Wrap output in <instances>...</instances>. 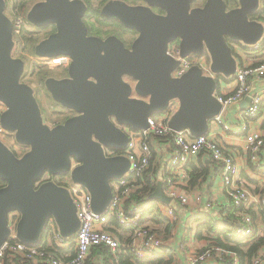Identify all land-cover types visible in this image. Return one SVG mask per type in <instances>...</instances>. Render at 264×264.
<instances>
[{"label":"water","instance_id":"obj_1","mask_svg":"<svg viewBox=\"0 0 264 264\" xmlns=\"http://www.w3.org/2000/svg\"><path fill=\"white\" fill-rule=\"evenodd\" d=\"M191 1L166 3L162 6L166 17H157L150 9L142 12L156 27L158 39L151 43L145 39H152L150 34L142 32L145 37L132 52L115 39L88 37L82 21L85 5L68 0L65 5L58 0L36 3L27 21L38 29L52 24L58 28L35 47L36 56L72 59L68 78L50 77L45 88L55 103L76 115L49 127L34 89L22 81L26 63L15 57L14 22L6 14L5 0H0V102L8 108L1 121L27 148L19 157L0 139V180L5 183L0 188V248L10 236L11 212L21 215L17 240L27 246H40L49 221L64 239L76 237L81 228L77 205L66 187L54 181L39 184L45 174H70L91 195L92 210L104 214L113 200L112 182L131 167L124 155L129 145L125 128L148 130L150 118L166 113L171 102L179 105L167 123L171 130L193 137L208 135L211 122L223 110L216 97L217 77L230 80L238 71L231 44L254 46L262 40L263 22L251 16L258 14L264 0H239L240 6L231 10L222 0H209L204 8L191 10ZM121 20L130 29L141 28ZM178 39L182 58L209 55L214 76L195 65L182 77H173L180 61L169 56L168 49ZM246 100L247 106L251 97ZM106 150L115 155L108 156ZM163 184L158 183L150 200L170 205Z\"/></svg>","mask_w":264,"mask_h":264},{"label":"built area","instance_id":"obj_2","mask_svg":"<svg viewBox=\"0 0 264 264\" xmlns=\"http://www.w3.org/2000/svg\"><path fill=\"white\" fill-rule=\"evenodd\" d=\"M25 23L24 17L16 19L14 33L19 35ZM238 47L244 50L242 47ZM244 47L248 53L264 55V35L257 45ZM168 54L173 59L180 61L179 66L173 72L175 78L182 77L195 66L192 57L197 56L182 58L179 45H175L173 49L168 51ZM199 57L201 58L197 61L200 64L196 65L203 69L205 75L214 76L210 69V62L205 58L206 56ZM39 59L43 64L42 66L50 69L57 67V64L61 61H69L67 57ZM261 80H264V59L256 65L239 67L235 75L236 86L232 90H224V87L231 85V83L222 84L220 92L218 91L216 94L218 101L223 105V110L221 115L213 119L211 125L215 128H222L224 131H231L230 125L224 120L225 110L239 105L246 97H251L249 106L240 113L241 125L239 131L246 135L249 163L254 168L257 167L264 171V134L256 131L250 132L251 123L260 117L264 105V92L251 95V83L252 81ZM178 107V103L171 102L166 113L150 118L148 130L130 132L129 145L124 155L129 159L131 167L123 178L112 182L113 200L104 214H96L92 210L91 195L81 185L75 184L70 174L66 175L69 176L70 180H67L65 176L44 175L39 184L54 181L58 185L66 187L69 189L78 208L81 228L76 237L74 239H64L58 230L53 235L57 246L61 248L72 247V252L66 255V259L44 251L39 246H27L19 242L17 240V228L21 215L19 212H11L8 215L10 236L8 241L0 248V264H7V260L11 261L10 259L14 258H18L26 264H85L93 248L97 246L108 248L113 261L117 264H120L122 258L129 256L135 257L138 261H146L163 254L166 250L171 251L162 235L158 234L151 226L140 223L144 215L141 205L129 201L131 196L140 188L135 183L138 180L143 181L144 173L151 166L153 140L155 139L168 140L169 145L173 148V156L166 169L163 188L168 197L177 200L182 207H187L190 204L191 196L179 193L177 176L182 169L188 168L200 155H204L221 166L220 176L228 199L224 215L226 216L235 207L238 210L236 215L241 218L238 223L228 227V237L238 240H245L253 235L264 237V225L256 229L254 218L249 211L254 205L264 207V191L260 195H255L251 191L252 185L249 186L248 182L240 176L234 153H231L216 138L209 135L193 137L188 132L171 130L167 123ZM7 109V106L0 102V139L7 132L1 121V117ZM25 149L27 151V148ZM16 154L19 157L22 156L20 152ZM114 155L115 153L110 151L109 156ZM75 166L77 164L73 163L72 168ZM193 199L198 203L202 202V197L199 195L193 196ZM207 206L211 207L210 204ZM163 214L170 223L177 224L179 217L173 206H166ZM112 221H115L121 228L131 230L129 243H123L118 234L111 230ZM251 240L252 238L246 240V242ZM72 253H74V256H72ZM263 263L264 247L252 258L251 262L246 264ZM187 264H242V260L238 253L215 245L213 241L211 243L207 241L205 247L189 253Z\"/></svg>","mask_w":264,"mask_h":264},{"label":"crops","instance_id":"obj_3","mask_svg":"<svg viewBox=\"0 0 264 264\" xmlns=\"http://www.w3.org/2000/svg\"><path fill=\"white\" fill-rule=\"evenodd\" d=\"M241 52L242 53L238 52V54L241 56L246 66L256 65L264 59L263 54L248 53L245 49ZM233 88L234 87L229 86L228 90H232ZM258 92H264V80L252 81L250 94L254 95ZM247 98L248 97H246L239 105L232 106L224 112V120L230 125L231 131H224L222 128H215L211 125L208 135L219 140L231 153H234L241 178L246 180L249 186L252 185L251 191L255 195H260L264 191V171L260 172L255 170V168L249 163V156L246 150V135L239 131L241 125L240 113L250 104V102H248L246 106ZM254 131L264 134V105L260 117L251 123L250 132ZM172 154L173 148L169 145L168 140H153V172L151 176L157 181V186L161 181L164 183L166 169L173 156ZM193 164H196L197 166L199 165V168L203 165L207 166L208 172L201 176L196 185H192L191 183V170L189 167L185 168L186 170L182 169L178 173L177 181L179 193L190 195L191 201L187 207H182L177 200H172L170 203L178 213L179 219L177 224L170 223L165 217L163 210H165V207L168 205L162 202L157 201L158 204L154 209L146 208V206L143 210V212L146 213L145 217H147L145 223L149 222L153 224L155 226V231H158L159 234L162 233L161 235H164L163 233L166 231L165 225L167 227L168 225H174L172 236L165 240L171 253L175 256L174 264H187V257L191 251H194L196 248L201 249L207 245V240H199L197 238L199 226L204 223L207 215H211L215 220L219 219V221L223 223L224 215L222 212L228 205V199L220 172L217 170V172H213V160L204 155H200ZM195 195L201 196L202 202H196L193 199V196ZM208 204H210L211 207H208ZM151 211L161 212L163 218H161L160 221L162 222L158 223L153 215L149 214ZM252 212L256 215H254L256 217L254 218L256 223L261 224L264 221V214L261 205H254L252 207ZM161 226L164 228H161ZM111 228H115L119 232L131 233L129 229L119 227L115 221L111 222ZM168 228L170 229V227ZM192 232H194V236L189 238V235H191ZM65 258H67L66 255ZM110 263L113 264L111 261ZM22 264H26V262H23ZM97 264L105 263L104 260L99 259Z\"/></svg>","mask_w":264,"mask_h":264},{"label":"trees","instance_id":"obj_4","mask_svg":"<svg viewBox=\"0 0 264 264\" xmlns=\"http://www.w3.org/2000/svg\"><path fill=\"white\" fill-rule=\"evenodd\" d=\"M34 2H35V0H19V1H16L15 10H14L15 18L22 16L25 18V22L28 23L27 12L30 10V7L33 5ZM251 19H257V20L264 22V2L262 3V7L260 8V11L258 12V14L251 16ZM13 21L15 23V20H13ZM39 30H40L41 34L45 33V36H44L45 38H47L49 35H51V26L43 28V29H39ZM36 37H37L36 34L28 32L26 30V27H24V26L22 27L21 33L19 35L15 34V38L18 41L19 45L21 46L22 51L23 52L28 51L29 53L33 52L32 54L34 56H36L35 49H34L35 45H38L42 40L45 39L44 37H42V40L40 41L39 40L40 36L38 38H36ZM231 45H232V48L234 51V55L237 58V61L239 63V67H244L245 62L243 61L241 56L238 54V52L236 50V45L242 47L243 49H245V47L242 46V44H238V43L237 44L233 43ZM31 47H33L32 52H30ZM205 55L208 56V62H210L209 55L207 53H205ZM27 69L29 70V68H27V66H26L25 73L22 77L23 82H24L23 79H24L25 75L28 73ZM37 75L40 76V84L43 86L44 89H46L45 88V81L51 77V70L46 69L45 66H41L39 71L37 72ZM233 81H235V77H233L230 80H227V79L222 78V77H217V82L219 85L218 91L220 92L222 84H230ZM49 96H50V94H49ZM50 98H51V96H50ZM68 118L64 119L63 121H59L57 123H54L53 126H57V125L65 123V121ZM189 168L191 170L190 175H191L192 185L198 184L201 176L208 172L207 166H204V165L201 168H199V165L197 166L196 164H191L189 166ZM220 169H221V166H219L218 163L213 161V172H217V171L220 172L221 171ZM255 170L260 171V172L263 171L257 167H255ZM152 172H153V168H152V163H151L150 168L144 173L143 181L138 180V182L135 183V185L139 186L140 188L138 189V191L135 194H133L131 196V199L129 200V201H134V202L140 204L142 210H144V207H146V206H147L146 208L154 209V207L158 204L157 201L150 200L151 195L157 189V181L151 176ZM4 185H5V183L0 180V188L3 187ZM261 208L263 209V214H264V207H261ZM237 211H238L237 208L233 207L228 212V214L226 216L224 215L225 211H223L222 213L225 216L223 219V223L221 221H219V219L215 220V218L212 217L211 215H207L205 217L204 223H202L199 226L197 238L199 240L205 239V240L209 241L210 243L213 241V243H215V245L222 246L226 249H229L231 251L238 253L239 256L241 257L242 264H246L247 262H251L252 258L264 247V237H258L257 235H253V236L248 238V239L252 238V240H251L252 242H249V243L246 242V240H248V239L238 240L236 238L232 239V238L228 237L227 232H226L228 227L232 226L234 223H238L241 219L240 217H238L236 215ZM249 211L251 212L253 218H256L255 217L256 215H255V213L252 212V209ZM149 214L153 215V217L155 218V220L158 223L162 222V221H160L161 218H163L161 212L151 211ZM145 215H146V213H144V215H143L144 218H142V220L140 222L141 224L145 223L147 220V217H145ZM254 222H255V228L256 229H259L261 226L264 225V221L261 224H257L255 219H254ZM168 227H170V229ZM168 227H166V231H165V233H163L164 235H162L165 240H166V238H169L168 236L172 235V230L174 228V225L173 226L168 225ZM57 230L58 229H57L56 224L53 221H49L47 228H46V231H45L44 236H43V242L40 244L39 247L41 249H43L44 251L54 253L61 258H65V255L72 252V247L61 248L54 243L53 235H54V232ZM111 230L114 231L116 234H118V236L121 238L123 243L127 244L130 242L131 237H130V235L128 237V234L126 232H119L115 228H111ZM129 231L131 232V230H129ZM156 232L158 233V231H156ZM72 256H74V253H72ZM99 259L104 260L105 264H111L110 261L113 264H117V263H115V261H113L112 254H111L110 250L106 247H103V246H97V247L93 248L91 255L89 256V258L87 259L85 264H97V261ZM10 260L11 261L7 260V264H12V263L22 264L23 263V261L18 259V258H14V259H10ZM174 262H175L174 254H172L171 251L166 250L163 254L157 255L155 258L148 259L146 261H138V260H136L135 257H132V256L122 258L120 261V264H174Z\"/></svg>","mask_w":264,"mask_h":264},{"label":"flooded vegetation","instance_id":"obj_5","mask_svg":"<svg viewBox=\"0 0 264 264\" xmlns=\"http://www.w3.org/2000/svg\"><path fill=\"white\" fill-rule=\"evenodd\" d=\"M16 1L19 0H5L7 4L6 14L14 20L10 16V12L15 14V4ZM44 0H35L33 7L36 3L42 2ZM60 5H65V0H58ZM178 0H68L70 3H76L77 5H85L86 11L82 16V21L87 28V35L90 38L107 41L108 39H115L123 44V47L126 51L132 52L137 41L141 37H145L142 32H148L152 39L145 37L149 42H153L158 39V36H155L156 27L152 25L149 16H144L142 12H148L146 10H151L152 14L157 17H166L168 15L167 10L162 6H165L166 3H174ZM227 5V9H235L240 6L239 0H222ZM209 0H192L191 1V10L204 8ZM263 3V2H262ZM261 3V7H262ZM153 4H159L160 6H156ZM10 10V12H9ZM124 19L127 23H134L141 28L130 29L128 28L124 22L121 20ZM14 22V21H13ZM141 30V31H140ZM58 32V28L56 25H51V36ZM50 36V35H49ZM16 46L15 53L18 46V41L15 38ZM175 45L180 46V39L169 45V50L173 49ZM238 46V45H236ZM150 51V50H148ZM157 48L153 49V52H156ZM121 53V51H118ZM205 55V54H204ZM203 55V56H204ZM16 57V56H15ZM59 57H67L69 61H61L57 64V67L51 68V73H54V70H68L71 66L72 59L70 56H58ZM55 58V57H54ZM62 76L51 75V78L55 79H65L68 78L67 73H60ZM125 81L134 85V82L125 77ZM27 84V83H26ZM52 101L54 102L52 96ZM55 103V102H54ZM74 115H76L74 113ZM67 118V116H66ZM66 122V121H65ZM54 127V126H51ZM126 133L130 136V132H134L128 128H125ZM110 151L106 150V154L109 156ZM50 176V174H48Z\"/></svg>","mask_w":264,"mask_h":264},{"label":"rangeland","instance_id":"obj_6","mask_svg":"<svg viewBox=\"0 0 264 264\" xmlns=\"http://www.w3.org/2000/svg\"><path fill=\"white\" fill-rule=\"evenodd\" d=\"M14 1V0H13ZM32 7H30L31 9ZM30 11V10H29ZM28 11V12H29ZM10 12V10H9ZM27 12V15H28ZM10 16L16 20L19 17L15 18V16H13V14L10 12ZM26 30L30 33H34L37 35L36 38H38L39 36V40H42V37L45 36L44 34H41L40 30L38 28H36L34 25L28 23H25ZM45 38V37H44ZM37 45H35L36 47ZM35 49V48H34ZM33 47L30 48V52H32ZM236 50L239 53H242V49H240L238 46H236ZM33 53V52H32ZM32 53H29L28 51L23 52L21 46L18 43L17 49H16V54L15 56L17 58H21L26 62V66L27 68H29L28 73L25 75L24 77V82L29 84L35 91V96L38 100V103L40 105V108L42 110V115L44 118V122L49 126H53L54 123H57L59 121H63L64 119H66L69 117L74 116V112H71L63 107H61L60 105L54 103L52 101V99L50 98L48 92L46 91V89L43 88V86L40 84V76L37 75V72L39 71L40 67L43 65L41 63V60L34 56ZM206 59H208V56L205 55ZM201 58V57H192V59L194 60L195 65L196 64H200V62H198L197 60ZM46 67V66H45ZM46 69L51 70L49 67H46ZM68 70L63 69V70H54V73H51V75H56V76H62L63 74L60 73H67ZM229 86H236V81H234L233 83H231V85H227L224 87V90H227ZM2 141L14 152L16 153H21L22 155L25 153L26 149L25 147L20 146L15 139V135L13 133L10 132H6L5 135L3 137H1ZM67 178V180H70L69 176H65ZM70 182V181H68ZM149 226H151L153 229L155 228V226L151 223H145ZM167 226L165 225V228ZM161 228H164L163 226H161ZM128 237L130 235V233H127ZM162 234V233H160ZM172 235L168 236L171 237ZM194 236V232L191 233V235H189V238H192ZM195 249V248H194ZM197 249V248H196ZM195 249V250H196Z\"/></svg>","mask_w":264,"mask_h":264}]
</instances>
